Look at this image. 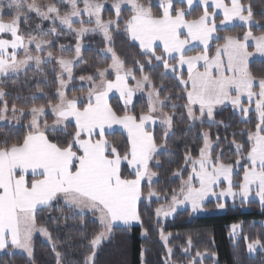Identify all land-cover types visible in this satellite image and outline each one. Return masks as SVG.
Returning a JSON list of instances; mask_svg holds the SVG:
<instances>
[{
  "label": "snow or ice",
  "instance_id": "1",
  "mask_svg": "<svg viewBox=\"0 0 264 264\" xmlns=\"http://www.w3.org/2000/svg\"><path fill=\"white\" fill-rule=\"evenodd\" d=\"M108 3L114 14L105 19ZM194 3L197 0H158L156 5L152 0H0V80L26 74L33 66L37 74L43 75L42 65L53 61L59 69L53 68V92L37 88L39 96L15 97L23 101V106L15 102L9 105V93L0 87V122L19 126L23 117L30 116L22 139L0 145V250H20L31 259L33 237L39 233L51 243L56 264H63V253L52 232L38 222L41 212L57 207L69 209L70 214L61 211L54 227L59 228L61 220L79 221L77 231L85 236L90 249L83 264H95L97 249L111 238L118 225L141 222L138 205L143 199L165 201L155 209L158 220L183 205H190L193 213L201 211L209 197L221 201L239 197L241 203L257 197L264 208V76H255L249 68L251 57H264V24L254 18L251 0H198L201 12L189 19ZM61 6L66 9L63 13ZM125 10L129 12L126 18ZM5 14L10 17L7 21ZM33 14L40 21H49L47 30L37 23L35 34L22 32L21 22L30 26ZM260 14L264 16V11ZM234 21L245 26L242 34L216 35ZM254 27L261 30L260 34L254 33ZM114 34H123L138 44L145 57L135 61L139 78L115 51ZM65 35H72L75 43L57 46L56 41ZM90 35L102 36L105 48L101 51L111 62L80 75L78 80L87 83V91L70 96L69 91H77L72 87L77 80L75 69L86 63L83 40ZM213 41L215 52L211 54ZM250 41L254 51H249ZM54 47L58 52L54 53ZM66 52L72 55L66 57ZM146 66L152 71L163 69L159 84L146 72ZM169 74L177 81L179 93L163 82ZM44 78L48 79L46 75ZM138 93L147 100L146 110L139 113L134 110ZM114 94L122 102L123 115L110 103ZM40 97L47 102L35 103ZM180 100L184 102H175ZM228 105L245 119L253 112L257 118L252 130L239 133L247 137L243 143L235 139L229 142L235 147L237 159L225 162L223 149L217 152L219 135L213 139L210 132H201L203 145L198 156L186 150L182 166L172 173L180 178L179 187L154 189L153 183H159L154 169L163 167L159 157L168 151L176 110L183 108L193 124L208 121L222 125V121L215 120L216 110ZM69 125L74 130L64 141L49 138V133L64 131ZM156 125L163 130L159 141ZM114 126L126 133L122 149L108 138ZM236 135L233 133V137ZM125 164L128 175L124 174ZM217 207L223 209L225 203ZM89 215L97 225L90 238L86 231ZM239 227L232 226L233 234ZM143 235L147 236V230ZM170 236L160 228L169 259L173 253L168 247ZM192 246L189 236L183 248L185 255ZM257 246L264 248V243L256 239L247 245L248 251H256ZM205 255L196 251L189 264H201Z\"/></svg>",
  "mask_w": 264,
  "mask_h": 264
},
{
  "label": "trees",
  "instance_id": "2",
  "mask_svg": "<svg viewBox=\"0 0 264 264\" xmlns=\"http://www.w3.org/2000/svg\"><path fill=\"white\" fill-rule=\"evenodd\" d=\"M37 3H50L52 0H36ZM247 2V0H245ZM255 12V19L264 24V16L260 13L264 11V0H251ZM152 3L155 5L154 0ZM154 11L157 9L154 7ZM62 13L66 9L61 6ZM201 12V8L193 7L192 15L189 19L195 18ZM129 15L128 11H124L123 17ZM113 16V12L107 7L104 11V18L108 19ZM4 20H9L10 17L5 14ZM42 23L43 28L47 30L49 22L39 21L33 16V20L29 25L21 23L22 32H34L35 25ZM219 23V17L217 19ZM75 26H78L75 25ZM123 24H121V27ZM245 31V26L232 25L219 29L216 35H235L242 34ZM255 34H260V29L253 28ZM223 41L221 40L220 43ZM74 44L75 40L72 35L62 36L56 41L59 44ZM215 43L212 42V53L215 52ZM84 49L82 55L86 63L80 64L75 69L77 80L73 84V88L77 91H69V95H83L87 89L83 88L80 91L78 85V77L80 75H87L91 73L97 66H106L111 60L103 55L102 49L105 48V43L98 35H90L83 40ZM113 47L118 55L126 62V67L132 68L139 78L140 72L137 70L135 61L144 60L140 54V49L137 45L129 41L125 35L114 34ZM53 49L58 50V47ZM199 51L198 49H196ZM159 54V53H158ZM190 54H195L190 53ZM155 63V62H154ZM44 67V66H43ZM252 73L257 76H264V62L254 61L249 64ZM163 71L162 68H156L155 71L148 69L146 72L152 76L157 84L160 83L159 74ZM185 74V73H184ZM45 75L48 77L45 80ZM186 76V74H185ZM55 75L51 67L43 68V75L37 74L36 69L30 68L26 74L23 73L18 77L0 80V87L9 93L6 97L9 105L17 103L18 106H23V101L15 100L16 96H29L36 94L37 88L43 89L45 92L54 91ZM167 84L169 90L179 93L177 81L170 75L164 78L163 81ZM43 97L38 98L35 103H46ZM135 111L139 113L141 110H146V100L143 97H135ZM182 104L184 101H175ZM29 102V106H30ZM110 103L117 110L120 115H123L122 104L116 97H111ZM166 112L169 109H164ZM29 117H23L21 125L5 124L0 126V145L5 141L9 144L22 139L26 134L27 129L25 124ZM49 123L52 122V117L48 118ZM216 122H223V124L205 122L203 125L200 122L193 124L186 117L185 110L178 108L174 117V134L167 140L168 151H166L159 159L163 167L154 169L158 172L159 183H153V188L156 190H169L178 188L180 185V178L175 177L172 173L183 164V157L186 150H190L193 157L198 156L199 148L203 145V140L200 138V133L208 131L212 138L215 139L217 135L220 137V149H223V159L225 162H234L237 159L235 155V147L229 142L235 139L237 142L243 143L247 137L241 136L239 133L252 130L257 122L255 113L245 119L242 114L232 107H222L216 111ZM74 130L73 125L62 132L49 133V138L56 141H64L67 134ZM157 140H161L163 130L154 127ZM233 133L237 135L233 137ZM108 138L113 141L121 149L126 143V136L120 132L114 131L108 135ZM124 174H129V169L126 164L123 166ZM242 171L240 175L242 176ZM187 177V172L183 174ZM131 178V177H129ZM145 196H147L148 187L144 186ZM165 203L163 199L152 200L149 202L141 201L138 205L141 222L138 226L130 228L116 227L109 240L103 243L98 249L95 257V264H142L141 251H144L143 264H158L164 257V249L159 242L160 228H163L165 234L171 233L168 247L173 249L170 264H189V258L195 256L196 251L206 253L201 261V264H264V248L258 246V250L254 253L248 251L247 245L256 239H260L264 243V208L258 203L252 202H223L225 208L219 209L218 201H209L204 207L203 211L206 215L192 216L189 211H182L176 213L171 221L159 223L156 220L155 209L160 204ZM61 211L65 214H70L67 208L47 209L38 215V222L46 224L52 232L54 239L57 242L58 250L63 253V264H83L84 257L89 254L90 249L87 246L85 236L77 231L78 219H69L66 223L61 220L60 227H54V220L61 216ZM89 222L87 234L90 238L91 233L97 229V225L91 222V216L86 218ZM234 224L240 225L236 234L233 233L232 226ZM147 230V236L143 233ZM236 230V231H237ZM191 236L193 239V246L188 255H185L183 248L187 246V238ZM247 237V239H245ZM34 256L29 259L20 254H0V264H56L55 253L52 251V245L49 241L46 243L38 236L33 239ZM167 249V248H166ZM214 254V255H213Z\"/></svg>",
  "mask_w": 264,
  "mask_h": 264
},
{
  "label": "rangeland",
  "instance_id": "3",
  "mask_svg": "<svg viewBox=\"0 0 264 264\" xmlns=\"http://www.w3.org/2000/svg\"><path fill=\"white\" fill-rule=\"evenodd\" d=\"M5 2H7V0H5ZM154 3H155V5L156 4H158V0H154ZM196 6H198V0H197V3H194V5H193V7H196ZM109 8L112 12H113V14H114V10L111 8V4L110 3H108V4H106V6H105V9L106 8ZM199 7V6H198ZM222 15V14H221ZM33 16H34V14H33ZM35 17V16H34ZM38 19V18H37ZM39 20V19H38ZM40 21V20H39ZM44 22V21H43ZM46 22H49V21H46ZM22 23V22H21ZM238 24H241L239 21H234L232 24H229V25H227V26H224V27H222V28H220V29H223V28H225V27H228V26H232V25H238ZM242 26V25H241ZM100 38H102V36L101 35H98ZM102 40H103V38H102ZM249 44H251V45H253L252 44V42H249ZM34 47V46H33ZM200 47H202V46H200ZM198 50H199V47H198ZM53 51H54V53H56V52H58V50H55V49H53ZM249 51H252V49H249ZM64 55L66 56V57H69V56H71L72 55V53L71 52H66V53H64ZM103 55L105 56V57H108V56H106L104 53H103ZM51 67V69H53L54 67L56 68V70L58 71L59 69H58V66L57 65H55V62L53 61L52 63H48V64H45V65H42V68H44V67ZM31 68H33V69H35V67L33 66V67H31ZM186 72L187 73V68H186V66H184V69H183V72ZM184 72V73H185ZM23 73H21L20 75H22ZM170 76H172L171 74H169ZM78 85H79V87L80 88H84V89H87V83L86 82H80V81H78ZM142 96L145 100H146V96H144V95H142V94H137V96ZM112 97H116V98H118V94H114V95H112ZM119 100V99H118ZM120 101V100H119ZM121 102V101H120ZM146 102H147V100H146ZM121 104H122V102H121ZM217 111V110H216ZM236 111H238V110H236ZM239 112V111H238ZM198 114V113H197ZM29 117V119H30V116H28ZM23 119V118H22ZM22 122V121H21ZM197 122H199V121H197ZM208 122V121H207ZM28 123V122H27ZM27 123L25 124V127H26V125H27ZM5 124H9V123H5V122H0V126H2V125H5ZM11 125H16L15 124V122H13V123H10ZM154 127H158V128H160V126L159 125H156V126H154ZM26 129H27V127H26ZM57 132H62V131H57ZM145 184H147V182H145ZM223 199H225V200H228V201H231V202H233V199L231 198V197H225V198H223ZM152 200H157L155 197H153L152 198ZM151 200V201H152ZM216 201L217 200V198H215V197H209L206 201H205V203H204V205L207 203V202H209V201ZM238 201V202H241V198H239V197H237L236 199H235V201ZM142 201H145V202H149L147 199H143ZM250 201H254V202H256V203H258L259 205H260V203H259V199L257 198V197H250ZM219 202V201H218ZM261 206V205H260ZM182 211H189L190 213H191V215L192 216H203V215H206V213L203 211V210H201V211H198V212H195V213H193L192 211H191V208H190V205H183V206H180V207H178L177 208V210H176V212H174L172 215H170V216H168V217H160L159 218V220L157 219V217H156V220H157V222H159V223H163V222H168V221H171L172 220V218H173V216L176 214V213H178V212H182ZM237 230V229H236ZM235 230V234L238 232V230L236 231ZM233 234V233H232ZM234 235V234H233ZM36 236H38L39 238H41L45 243L48 241L45 237H43L42 235H40L39 233H37V234H35V237ZM142 237H144V235H142ZM33 239H34V237H33ZM107 241V240H106ZM106 241H104L103 243H105ZM159 242H160V244L162 245V247H163V249H164V257L162 258V260L160 261V263H158V264H170V262H169V258H168V254H167V249H166V247H165V244H164V242L160 239V237H159ZM102 243V244H103ZM101 244V245H102ZM100 245V246H101ZM99 246V247H100ZM258 250V246H257V249H256V251ZM255 252V251H254ZM254 252H251V253H254ZM11 253H20V255H22V256H24V257H26V258H28L27 257V255L25 254V253H23V252H21L20 250H16V249H11V248H9V249H5V250H1V252H0V254H11Z\"/></svg>",
  "mask_w": 264,
  "mask_h": 264
},
{
  "label": "crops",
  "instance_id": "4",
  "mask_svg": "<svg viewBox=\"0 0 264 264\" xmlns=\"http://www.w3.org/2000/svg\"><path fill=\"white\" fill-rule=\"evenodd\" d=\"M238 25H242V24H238ZM242 26H244V25H242ZM132 43H134V42H132ZM134 44L138 46V44H136V43H134ZM249 45H250L249 49H252V51H254L253 45H251V44H249ZM254 61L264 62V57H261L259 54H256V55H254L253 57L250 58L249 64L254 62ZM185 74H187V73L185 72ZM139 97H142V96L140 95ZM228 106L231 107V105H228ZM220 108H222V107L217 108V110H219ZM114 129H115V131L120 132V133H122V134H124L126 136V133H124L123 130L119 128V126H114ZM216 201H219V202H231V201H228V200H225V199H223L222 201L221 200H216ZM233 202H237V200L233 201ZM136 226H138V222H132V224L130 226H126V225L120 224L117 227H119V228H130V227H136ZM34 237H35V235H34ZM0 252H1V250H0ZM16 254H20V253H16Z\"/></svg>",
  "mask_w": 264,
  "mask_h": 264
}]
</instances>
